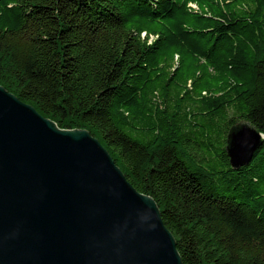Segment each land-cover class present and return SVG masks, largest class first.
<instances>
[{
	"label": "trees",
	"instance_id": "1",
	"mask_svg": "<svg viewBox=\"0 0 264 264\" xmlns=\"http://www.w3.org/2000/svg\"><path fill=\"white\" fill-rule=\"evenodd\" d=\"M0 86L94 137L182 264H264V0H0Z\"/></svg>",
	"mask_w": 264,
	"mask_h": 264
},
{
	"label": "water",
	"instance_id": "2",
	"mask_svg": "<svg viewBox=\"0 0 264 264\" xmlns=\"http://www.w3.org/2000/svg\"><path fill=\"white\" fill-rule=\"evenodd\" d=\"M263 136L232 127L247 166ZM0 264H182L154 201L84 130H61L0 86Z\"/></svg>",
	"mask_w": 264,
	"mask_h": 264
}]
</instances>
